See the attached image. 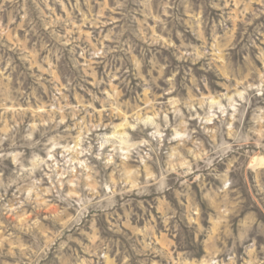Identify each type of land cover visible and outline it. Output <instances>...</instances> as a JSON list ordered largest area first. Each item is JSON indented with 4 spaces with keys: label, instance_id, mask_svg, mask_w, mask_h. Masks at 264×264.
<instances>
[{
    "label": "rangeland",
    "instance_id": "rangeland-1",
    "mask_svg": "<svg viewBox=\"0 0 264 264\" xmlns=\"http://www.w3.org/2000/svg\"><path fill=\"white\" fill-rule=\"evenodd\" d=\"M0 264H264V0H0Z\"/></svg>",
    "mask_w": 264,
    "mask_h": 264
}]
</instances>
